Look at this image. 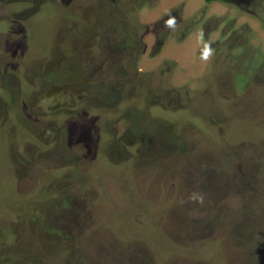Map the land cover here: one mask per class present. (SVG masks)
Listing matches in <instances>:
<instances>
[{
	"label": "rangeland",
	"instance_id": "obj_1",
	"mask_svg": "<svg viewBox=\"0 0 264 264\" xmlns=\"http://www.w3.org/2000/svg\"><path fill=\"white\" fill-rule=\"evenodd\" d=\"M0 264H264V0H0Z\"/></svg>",
	"mask_w": 264,
	"mask_h": 264
},
{
	"label": "trees",
	"instance_id": "obj_2",
	"mask_svg": "<svg viewBox=\"0 0 264 264\" xmlns=\"http://www.w3.org/2000/svg\"><path fill=\"white\" fill-rule=\"evenodd\" d=\"M208 2L212 1V0H207Z\"/></svg>",
	"mask_w": 264,
	"mask_h": 264
}]
</instances>
